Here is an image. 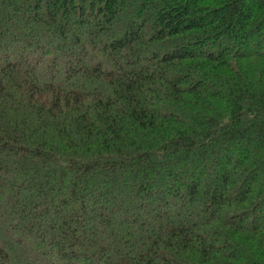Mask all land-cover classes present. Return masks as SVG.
<instances>
[{
  "label": "trees",
  "instance_id": "1",
  "mask_svg": "<svg viewBox=\"0 0 264 264\" xmlns=\"http://www.w3.org/2000/svg\"><path fill=\"white\" fill-rule=\"evenodd\" d=\"M0 264H264V0H0Z\"/></svg>",
  "mask_w": 264,
  "mask_h": 264
},
{
  "label": "rangeland",
  "instance_id": "2",
  "mask_svg": "<svg viewBox=\"0 0 264 264\" xmlns=\"http://www.w3.org/2000/svg\"><path fill=\"white\" fill-rule=\"evenodd\" d=\"M150 215V214H149Z\"/></svg>",
  "mask_w": 264,
  "mask_h": 264
}]
</instances>
